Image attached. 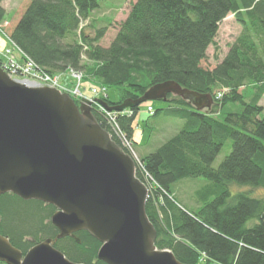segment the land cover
Listing matches in <instances>:
<instances>
[{"label": "trees", "instance_id": "trees-1", "mask_svg": "<svg viewBox=\"0 0 264 264\" xmlns=\"http://www.w3.org/2000/svg\"><path fill=\"white\" fill-rule=\"evenodd\" d=\"M2 1L0 24L6 16ZM99 6L98 0H26L3 32L42 71H83V85L115 89L116 102L105 98L110 106L135 100L164 82L210 95L214 102L208 110L169 96L177 105L152 115L181 122L174 135L139 157L136 170L149 189L145 212L156 231L154 245L182 264H264V199L244 192L232 196L229 189H264V115L258 105L264 95V0H136L108 47L99 44L106 27L91 22L92 33L84 29ZM229 14L241 32L217 66L204 68L206 51ZM216 93H222L219 100ZM229 104L239 109L225 111ZM138 109L116 116L129 140L138 126ZM92 113L118 144L106 115L97 109ZM228 141L229 153L213 168ZM191 180L199 186L190 202L176 187ZM54 211L49 204L2 194L0 235L24 255L56 237L50 222ZM75 236L80 243L65 237L54 247L74 263L105 264L96 257L97 240L84 231Z\"/></svg>", "mask_w": 264, "mask_h": 264}, {"label": "water", "instance_id": "water-1", "mask_svg": "<svg viewBox=\"0 0 264 264\" xmlns=\"http://www.w3.org/2000/svg\"><path fill=\"white\" fill-rule=\"evenodd\" d=\"M174 95L209 108L210 95L175 82L154 85L135 100L109 106L126 109ZM11 193L55 208L50 217L58 234L24 255L0 235L4 264H82L54 247L65 237L86 232L100 243L97 259L105 264H182L169 250H158L156 231L145 204L148 188L135 175V162L96 122L88 102L77 105L52 88H32L0 69V195Z\"/></svg>", "mask_w": 264, "mask_h": 264}, {"label": "rangeland", "instance_id": "rangeland-1", "mask_svg": "<svg viewBox=\"0 0 264 264\" xmlns=\"http://www.w3.org/2000/svg\"><path fill=\"white\" fill-rule=\"evenodd\" d=\"M26 0H4L3 5L5 6L6 16L5 20L7 22H12L20 7ZM99 1V8L94 10L91 13V18L86 21L84 24V29L88 27L86 30L89 33H92V28L90 27V23L92 22L96 28L106 27V34L104 38L100 41V45L102 47L109 46L110 42L114 39L119 25L123 22L132 6L136 2V0H98ZM109 22V24H108ZM91 23V24H92ZM241 32L240 26L234 21V18L231 14H229L224 20L221 21L219 24V29L217 36L215 38V45L209 46L206 54V60L202 63V67L212 69L217 66L223 58L226 56L227 52L231 45L235 42L236 38ZM217 56V58H216ZM85 63V59L82 60ZM91 63L89 64V66ZM82 77H84V72L82 71ZM67 74V73H66ZM70 79V78H69ZM83 80V78H82ZM81 80V82H82ZM60 82L62 84L68 83L65 78H61ZM72 82V81H70ZM90 84L83 85L80 89L84 96H90L91 91L89 89ZM69 87L74 88L72 83H70ZM244 92V89H241V92ZM247 95H250V91L245 92ZM249 93V94H248ZM106 94L108 96L109 101L116 102L117 94L115 89H108L106 91L102 90L100 95ZM168 100H156L151 101L152 108L154 111H159L165 109L169 106L177 105V102L172 101L173 98H167ZM175 99V98H174ZM93 102L95 103L96 100L93 98ZM259 106L262 107L264 115V95L258 103ZM211 107V106H210ZM209 107V108H210ZM138 112L135 117V123L138 124V128L144 133V141L142 148H136V153L140 157L143 153L146 154L150 151H153L156 147H158L161 143L169 139L172 135H174L179 126L180 121L172 120V119H156L149 115L146 112V104H142L138 107ZM239 109L237 105H226L224 107L225 111L236 112ZM208 110V108L206 109ZM218 111V109H215ZM219 119L223 118V115L217 116ZM149 143L148 146L144 144L146 141ZM264 144V140H263ZM231 142L228 141L224 148L220 151V153L216 156L212 167L218 168L220 163L223 161L225 156L230 151ZM203 181V179H202ZM199 186V182L197 181H183L177 185V194L180 198L185 200H192L193 194L195 189ZM231 195H235L239 192L247 193L252 198H263L264 199V189L262 188H251L249 186H236L231 185L229 187Z\"/></svg>", "mask_w": 264, "mask_h": 264}, {"label": "built area", "instance_id": "built-area-1", "mask_svg": "<svg viewBox=\"0 0 264 264\" xmlns=\"http://www.w3.org/2000/svg\"><path fill=\"white\" fill-rule=\"evenodd\" d=\"M0 31L1 33H3L1 30V26ZM14 51L18 53L20 58L19 60L14 57ZM0 69L5 72L11 79H14L17 82H20L26 86L48 87L57 89L60 92L71 94V96L80 101L85 98L78 88L82 78V73L80 71H69L70 77L77 83V87L74 90L70 91L59 82L58 76L49 75L39 69V67L32 60L25 57L23 53L13 43H11V46L8 49L0 48ZM98 93V89H92L93 96H96ZM221 95L222 94L219 93L217 97L220 98ZM86 99L93 103V98ZM147 111L150 113L152 112L150 106H148ZM105 113L110 124L113 126L114 135L116 136L121 147L128 151L134 158H136V155L134 154L132 149L131 141L120 131L119 127L116 124V116L111 113ZM137 163L139 164V167H141V164L138 162V160Z\"/></svg>", "mask_w": 264, "mask_h": 264}, {"label": "crops", "instance_id": "crops-1", "mask_svg": "<svg viewBox=\"0 0 264 264\" xmlns=\"http://www.w3.org/2000/svg\"><path fill=\"white\" fill-rule=\"evenodd\" d=\"M3 2H4V0L2 1V7L4 9H6L5 6L3 5ZM0 46L2 48L10 46L9 40L6 37H4V35H2V34H0ZM62 78H65V81L67 80L68 83L70 82V79H69L67 74H64L62 76ZM144 138L145 137H144V134L142 133V131L139 128L135 129V131L133 133V139H134V141H135V143L137 145L136 148H139V149L142 148V146H143L142 144H143ZM148 143H149V139H148V141H146L144 143L146 145V147L148 146Z\"/></svg>", "mask_w": 264, "mask_h": 264}, {"label": "bare ground", "instance_id": "bare-ground-1", "mask_svg": "<svg viewBox=\"0 0 264 264\" xmlns=\"http://www.w3.org/2000/svg\"><path fill=\"white\" fill-rule=\"evenodd\" d=\"M8 39H9V37H8ZM11 41V40H10ZM13 54H15V51L13 52ZM24 55V54H23ZM25 56V55H24ZM26 57V56H25ZM83 78V77H82Z\"/></svg>", "mask_w": 264, "mask_h": 264}]
</instances>
